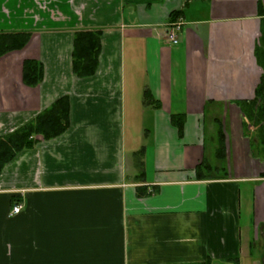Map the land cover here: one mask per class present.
Instances as JSON below:
<instances>
[{
    "label": "crops",
    "instance_id": "1",
    "mask_svg": "<svg viewBox=\"0 0 264 264\" xmlns=\"http://www.w3.org/2000/svg\"><path fill=\"white\" fill-rule=\"evenodd\" d=\"M81 32L99 34L87 77ZM0 33L28 37L0 57V138L67 112L0 167V264H264V162L241 108L259 103L264 0H0Z\"/></svg>",
    "mask_w": 264,
    "mask_h": 264
},
{
    "label": "trees",
    "instance_id": "2",
    "mask_svg": "<svg viewBox=\"0 0 264 264\" xmlns=\"http://www.w3.org/2000/svg\"><path fill=\"white\" fill-rule=\"evenodd\" d=\"M28 41V37L20 33H0V57L4 54L22 49ZM73 69L78 76H91L97 63L99 53V34L81 32L76 34L73 46ZM41 78V70L37 62L32 60L23 63V81L26 85L35 86ZM259 103L241 107L242 111L248 113L249 119L258 123L259 139L258 145L264 150V77L256 91ZM257 107L258 114L252 115L251 109ZM67 128V112L63 101H58L50 109L39 115L36 120L30 122L14 133L0 138V167L11 160L16 153L31 142L28 138L32 134H40L48 139L61 134ZM181 128V127H180ZM259 146L252 144L251 150L259 153ZM253 152V151H252ZM259 155V154H258ZM257 155V156H258ZM255 156V155H254ZM256 156V157H257ZM200 171L206 167H200ZM264 177V176H262Z\"/></svg>",
    "mask_w": 264,
    "mask_h": 264
},
{
    "label": "rangeland",
    "instance_id": "3",
    "mask_svg": "<svg viewBox=\"0 0 264 264\" xmlns=\"http://www.w3.org/2000/svg\"><path fill=\"white\" fill-rule=\"evenodd\" d=\"M252 111V115H257L258 114V109L257 107L255 106L253 109H251ZM244 113V118L245 119H248V113H247V110L243 112ZM258 123L256 122H253L251 120H244V125H243V129H244V132L246 133V136L248 138H250L249 140V146L251 147L252 144H255L257 146H259V155L254 151L252 150V154L257 156V159H259L260 161L264 162V150L263 148L260 146V144L258 145V139H259V130H258ZM218 151H216L217 153Z\"/></svg>",
    "mask_w": 264,
    "mask_h": 264
},
{
    "label": "built area",
    "instance_id": "4",
    "mask_svg": "<svg viewBox=\"0 0 264 264\" xmlns=\"http://www.w3.org/2000/svg\"><path fill=\"white\" fill-rule=\"evenodd\" d=\"M181 24L180 22L172 23L170 25H167V28L164 32V39L167 43L171 45H177L178 40V31L180 30ZM22 210V205L16 204L11 208L10 214L15 216L19 214Z\"/></svg>",
    "mask_w": 264,
    "mask_h": 264
}]
</instances>
